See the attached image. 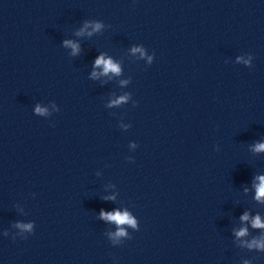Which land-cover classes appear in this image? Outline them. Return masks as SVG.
Returning <instances> with one entry per match:
<instances>
[{"label": "water", "instance_id": "95a60500", "mask_svg": "<svg viewBox=\"0 0 264 264\" xmlns=\"http://www.w3.org/2000/svg\"><path fill=\"white\" fill-rule=\"evenodd\" d=\"M261 144L264 0H0V264H264Z\"/></svg>", "mask_w": 264, "mask_h": 264}, {"label": "clouds", "instance_id": "9594fccd", "mask_svg": "<svg viewBox=\"0 0 264 264\" xmlns=\"http://www.w3.org/2000/svg\"><path fill=\"white\" fill-rule=\"evenodd\" d=\"M96 27H99V25H97ZM74 51H75V47H74ZM96 64L103 65V70L105 73L109 71H112L115 73L119 72V68L115 64H113L110 60H104L103 57L97 58ZM257 150L258 151L264 150V144L257 145ZM260 180H261V183L257 190V199L264 197V177H261ZM101 215L104 216L106 219L115 221L117 224H124V223L133 224L134 223L126 213L125 214H120V213L107 214L106 216L104 213H101ZM241 219L246 220L247 215L242 216ZM253 226L254 227H264V224H261L259 221V217H257L253 222ZM119 234L122 235L123 232H120ZM244 234H245V230L243 229L239 233H237V235H244Z\"/></svg>", "mask_w": 264, "mask_h": 264}]
</instances>
